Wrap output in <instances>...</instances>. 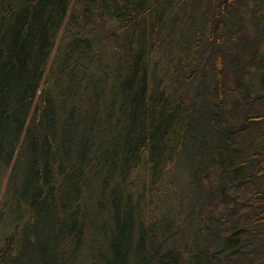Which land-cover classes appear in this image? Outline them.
<instances>
[{
  "label": "trees",
  "instance_id": "16d2710c",
  "mask_svg": "<svg viewBox=\"0 0 264 264\" xmlns=\"http://www.w3.org/2000/svg\"><path fill=\"white\" fill-rule=\"evenodd\" d=\"M215 1L0 0V264H264V0Z\"/></svg>",
  "mask_w": 264,
  "mask_h": 264
},
{
  "label": "rangeland",
  "instance_id": "374dc122",
  "mask_svg": "<svg viewBox=\"0 0 264 264\" xmlns=\"http://www.w3.org/2000/svg\"><path fill=\"white\" fill-rule=\"evenodd\" d=\"M215 0H213L214 2ZM217 4V1H215V5ZM251 6H253L251 4ZM198 8H200L199 10V14H201L202 12H204V8L203 6H199ZM208 10L210 11L214 9V7H210L207 6ZM73 10V5L71 6V9L69 11V18L71 16ZM248 20L253 24L252 20H253V16H252V12H251V7L248 9ZM68 18V19H69ZM264 21V19L262 20ZM262 24H260L261 27ZM64 33V31H63ZM68 42V38H66V44ZM63 45H65L63 43ZM56 50V49H55ZM195 51V50H194ZM100 53L102 55H105L104 60L108 61L110 63H108V66H111L112 63V59H113V47L112 45H104V47H102ZM182 54H173L171 52H168V54L166 53L165 55H161L159 57V61H160V65H159V75L156 74V78L158 76L163 77L165 74H167L170 69H169V64L168 62L171 60V58H175L178 60V62L180 61ZM169 58V59H168ZM15 161L12 162L11 164V168L4 173L0 172V238L2 239L3 237L6 236V234L8 233L9 230V221L7 218V209L4 208L2 206V202L5 196V193L7 191L8 188V181H9V177H10V173L12 171V167L14 165ZM26 162L23 161L22 162V166L23 168L26 166ZM173 182H174V187H175V197H176V201L178 202L179 205L183 206L185 209H190V206H192L195 202H196V198L200 195V191H198L197 186L194 185L193 183V176L191 175H184L182 174L181 176H175V178H173ZM22 183V180L20 181L19 176L18 179L15 181V185L16 186H20ZM197 222V221H195ZM6 233V234H4ZM0 239V240H1ZM220 252L219 250L216 251V254L218 255ZM28 264V263H25Z\"/></svg>",
  "mask_w": 264,
  "mask_h": 264
}]
</instances>
